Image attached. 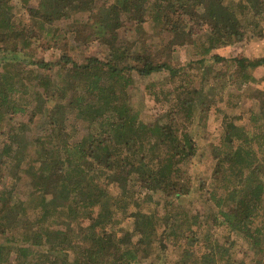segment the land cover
<instances>
[{"label": "trees", "instance_id": "trees-1", "mask_svg": "<svg viewBox=\"0 0 264 264\" xmlns=\"http://www.w3.org/2000/svg\"><path fill=\"white\" fill-rule=\"evenodd\" d=\"M261 20L264 0H38L36 7L0 0V181L11 167V183L17 185L25 172L33 186L26 193L14 184L0 189V263L10 264L14 252L18 264L29 257L34 264H143L141 255L152 257L155 242L167 253L171 239L183 238L186 245L210 246L185 264H222L223 258L234 264L231 248L214 242L219 224L244 235L264 260V221H253L264 182L250 187L249 181L264 171V120L257 114L242 126L224 114L223 142L214 151L219 187L208 199L211 227L194 229L195 200L169 212L161 233L159 216L141 208L131 213L133 231L119 232L128 205L136 202L128 187L161 192L169 206L190 197L193 176L184 167L204 155L205 146L201 131H190L206 103L198 81L213 74L205 57L243 40L245 26L259 27ZM147 29L154 30L152 43ZM178 46L194 48L201 58L176 66ZM195 61L199 70L187 77ZM232 65L238 82L257 83L254 71L264 69V56L233 57ZM162 71L175 82L162 90L174 102L167 120L149 122L130 102L128 87ZM62 91L76 108L72 123L70 108L59 99ZM37 119L44 126L33 130L31 143L27 134ZM75 122L84 126L80 137L70 132ZM114 183L131 193L114 197ZM87 188L94 190L85 193ZM194 255L185 251L182 258Z\"/></svg>", "mask_w": 264, "mask_h": 264}, {"label": "rangeland", "instance_id": "rangeland-1", "mask_svg": "<svg viewBox=\"0 0 264 264\" xmlns=\"http://www.w3.org/2000/svg\"><path fill=\"white\" fill-rule=\"evenodd\" d=\"M30 6L36 7L38 4V0H24ZM102 0H99L101 2ZM208 1V0H206ZM225 2L237 1L238 0H223ZM246 35H244L243 40L237 41L235 43H230L225 46H220L217 49H214L212 53L205 57V64L209 66L211 71L213 70V74L210 77L209 75L202 82L198 81V86L203 83L205 89L204 99L206 103L204 108L200 109L202 112V117L199 118L198 121L193 123L190 128L191 134H195L198 129L201 131L202 137H204V155L200 157H196L194 161L189 162L184 168L185 172L188 174H192L193 178L191 181V190L192 194L186 200H181V202L175 201L172 205L165 203L164 196H162L161 192L148 190L146 188H135L132 186L128 187L131 192H134V198L136 202L131 200V203L128 205V209L126 213L129 215L125 218V221L120 225L119 232H132L134 229V217L131 215L132 212L136 211L138 208H141L144 213H149V210H154V212L159 216L160 222L157 224L159 233L163 232L166 226V219L169 212H178L182 211L189 203L196 201L197 216L199 217L198 221H196L193 226L194 229H203L209 228L212 225L208 224L209 220L207 214L208 208L211 207L208 199L211 197V192L219 187L214 183L213 171L216 166L217 159L215 158V148L216 146L221 145L223 142V117L226 113V116L229 117V120L232 119L234 124L238 126L246 125L250 120V116L253 114H257L261 119L264 120V99H261L260 96L264 97L261 93L264 92V69H256L255 74L261 78V81L257 83L249 82L248 84H243L238 82V75L234 67H232L233 57H241L248 56L250 58H257L264 56V36L259 37V33L262 32L264 34V20L260 21L259 27H256L254 24L250 26H245ZM147 33L145 38L152 43L155 41L153 38L154 30L147 29ZM261 34V33H260ZM156 48V47H155ZM39 51V50H38ZM92 53V52H91ZM225 57L227 60H220L217 58ZM201 58V55L196 53V50L190 46H178L176 51L174 52V64L176 66L186 65L189 61H194ZM232 66L228 68V65ZM199 66L201 64L198 61H195V64L192 66L190 71L188 70L186 76L192 77L194 70H199ZM238 70V69H237ZM239 71V70H238ZM217 73L220 74L219 78H216ZM184 74V73H182ZM234 74V77L231 76ZM180 76V75H179ZM185 76V77H186ZM169 73L167 71L158 72L152 74L148 77L141 78L137 77L136 84H131L128 87L129 92V100L133 104L135 108L140 111L141 117H143L146 121H155L157 119L167 120L166 114L167 110L171 106L173 95L170 94L168 98L166 95L162 93L163 91H169L175 85V82L168 80ZM181 77V76H180ZM178 77V79H180ZM165 80V82H163ZM195 83V82H194ZM193 83V85H194ZM192 85L191 82H189ZM243 84L242 86H240ZM260 93V94H259ZM175 98V97H174ZM59 99L66 104V107L70 108V112L68 115V119L72 123L74 121V115L76 114V108L73 106V103L70 101V94L62 91L59 94ZM171 100V101H170ZM175 104V103H173ZM179 110V109H178ZM179 114L182 112H178ZM23 118V121L26 120L25 116L20 114ZM182 116H179L182 120L180 122L181 127H184V122ZM1 117V115H0ZM40 119H37L35 123L32 124V130L28 131V138L30 139L34 131L43 127L44 124ZM199 122L201 125L197 126ZM183 123V124H182ZM73 125V124H72ZM11 126V125H10ZM3 130H7L8 126H4ZM251 127L250 129H252ZM2 130V131H3ZM84 130V126L82 124H78L75 122L73 126V130L70 129V132L76 136L81 135ZM1 133V131H0ZM5 138V134H0V142L1 139ZM32 143V140L30 139ZM226 146V153H231L233 148L231 146ZM202 152V150H201ZM225 152V151H224ZM226 155V154H224ZM222 155V156H224ZM227 157V155L225 156ZM9 163V162H7ZM3 165V162H1ZM21 176L23 179L18 181L17 185L12 182V178L16 176L11 167L6 171L3 177H1L2 182L0 181V189H3L5 185L16 187V190L21 193H26L29 190H32L33 186L31 182V177L25 173L21 172ZM229 177H234V173H229ZM18 176V175H17ZM251 181L250 187L254 182H264V171L260 172L258 176ZM5 183V185H4ZM90 190H94L93 188L84 189L85 193H89ZM111 194L114 197L124 195L127 192V188L123 184L114 183L110 186ZM220 190V189H219ZM129 191V193H131ZM151 192V193H150ZM128 193V194H129ZM150 195L146 196V195ZM152 194V195H151ZM146 196V197H145ZM262 202L260 203L259 209L256 211L253 216V221L256 225H262L264 221V194L262 196ZM129 200V197H127ZM159 201L161 204H159ZM166 204L168 207L163 208V205ZM181 207V208H180ZM193 208V207H192ZM31 217H34V214L29 212L28 214ZM201 225V226H200ZM200 226V227H199ZM215 240L220 244L226 243L232 250V257L234 258V264H264V260L262 259V255L256 251L253 243L244 237V235L230 230L226 225L219 224L216 228ZM134 242L138 240L136 235L133 236ZM169 242L167 253L162 252L163 247L159 241L155 242L152 245L151 249L154 252L152 257L149 259L144 258L143 254L141 255V261L143 264H185V262L195 260L194 257H201L205 252H208V248L210 246L205 243L197 242L193 246L186 245L185 240L183 238H179L178 242L175 241ZM192 252L195 254L193 257L182 258L183 253ZM16 253H12L8 257V262L10 264H18V260L16 258ZM157 254H162L161 257L156 256ZM216 260V259H215ZM202 261V260H201ZM220 262V261H219ZM204 263V261H203ZM228 261H224L222 259V264H227ZM2 264V263H0ZM7 264V263H4ZM24 264H34L33 258L29 257L26 263ZM201 264V263H200ZM221 264V263H220Z\"/></svg>", "mask_w": 264, "mask_h": 264}]
</instances>
